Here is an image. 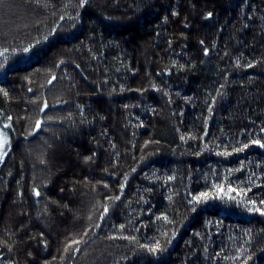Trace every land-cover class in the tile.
<instances>
[{
    "label": "trees",
    "instance_id": "16d2710c",
    "mask_svg": "<svg viewBox=\"0 0 264 264\" xmlns=\"http://www.w3.org/2000/svg\"><path fill=\"white\" fill-rule=\"evenodd\" d=\"M81 3L0 0V264H264V0Z\"/></svg>",
    "mask_w": 264,
    "mask_h": 264
},
{
    "label": "rangeland",
    "instance_id": "374dc122",
    "mask_svg": "<svg viewBox=\"0 0 264 264\" xmlns=\"http://www.w3.org/2000/svg\"><path fill=\"white\" fill-rule=\"evenodd\" d=\"M4 141H6V143H3ZM8 143H9L8 137L0 129V160H2L7 153Z\"/></svg>",
    "mask_w": 264,
    "mask_h": 264
},
{
    "label": "snow or ice",
    "instance_id": "6c2138e0",
    "mask_svg": "<svg viewBox=\"0 0 264 264\" xmlns=\"http://www.w3.org/2000/svg\"><path fill=\"white\" fill-rule=\"evenodd\" d=\"M87 2V0H82V3H81V7H83V5H84V3H86ZM209 15H211V13H209ZM25 51H27V49H25ZM40 126V124H39V122H37V127H39ZM3 143H6V141H4ZM258 143V142H257ZM262 147H264V145H261ZM245 147H247V145L245 146ZM37 195H39V193H37ZM205 198H207V194H202ZM257 211H260L259 209H257ZM262 214H264V213H262ZM159 246L157 245V248H158ZM152 251H156V249H152Z\"/></svg>",
    "mask_w": 264,
    "mask_h": 264
}]
</instances>
